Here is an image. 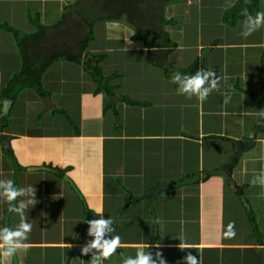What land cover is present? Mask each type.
I'll return each instance as SVG.
<instances>
[{"label":"crops","instance_id":"obj_1","mask_svg":"<svg viewBox=\"0 0 264 264\" xmlns=\"http://www.w3.org/2000/svg\"><path fill=\"white\" fill-rule=\"evenodd\" d=\"M76 3L77 0H0V134L10 139L11 148L25 167L18 174L19 188L36 191L35 205L24 210L32 230L24 241L30 247L17 253L19 264H66L71 249L76 248L70 264L80 247L93 239L87 235V221L99 219L97 209L114 224L116 215H120L117 235L121 245L115 255L122 264L128 257L126 250L141 247L146 253L150 247L155 248L154 259L157 251L179 250L173 258L163 255L167 264H181L188 251L200 264H263L259 249H264V186L254 185L252 180L264 178L260 176L264 172V117L259 115L264 110V26L245 38L243 30H238L246 18L236 27L221 20L236 0H209L207 4L206 0H179L164 10L165 18L174 23L163 30L176 47L167 55L170 68H162L154 64L143 41L125 32L124 26H112L113 33L105 37L104 28L94 31L93 27L103 26L104 22L99 21L89 27L93 36L89 46L97 37L100 50L104 47L102 53H93L105 55L101 63L103 75H117L110 82L119 85L115 95L95 93L96 84L82 66L58 62L42 78L51 107L47 108L31 90L23 91L17 99L3 97V90L22 68L16 36L7 31V26L33 34L38 29L34 20L49 28L46 44H52L49 36L53 31L59 34L60 27L55 25L64 13H70L69 19L77 16L78 12H73ZM197 3L199 7H195ZM261 8L264 12V0ZM205 9L217 11L216 21L207 18L206 26L211 23V27L205 28H217L219 32L208 37H202L201 26L185 22L195 10L202 16L191 23H202ZM69 19L59 26H66ZM62 28L72 31L69 38L75 42L83 35L79 28ZM67 31L60 37L65 38ZM74 33L79 36H72ZM207 47L211 50L201 64V51ZM187 54L190 57L184 59ZM128 59L154 68V83L137 86L143 77L139 71L127 73L129 67L138 69ZM195 60L198 70L213 71L220 77L218 90H213L203 104L195 96L189 99L181 95L176 85L175 91L156 86L162 79H172L170 70L187 68ZM161 72L162 78L158 79ZM170 90L179 95V104L175 111L171 104L166 114ZM225 94L230 97L227 104ZM126 97L133 103H126ZM59 110L71 117L78 134L57 113ZM8 114L9 124L2 130ZM247 140L254 145L235 157L236 142ZM4 148L0 141V180L14 181L15 168ZM228 165L233 183L224 175L208 176L210 171ZM32 167L48 170H28ZM58 171L73 182L84 201ZM197 172L207 177L159 193L153 201V211L147 199L130 203L160 183L177 182ZM236 186L241 187V193ZM29 198L18 197L17 205L18 200L27 202ZM142 201L147 203L146 209ZM8 209L9 203L0 196V228L5 227ZM252 220L257 223L259 237ZM20 222V215L13 212L9 227L15 230ZM230 222H234L236 232L231 239L224 236ZM180 243L191 249L181 250ZM29 252L39 254V260L28 262ZM130 254L135 255L132 251ZM90 260V253L83 255L79 264H89ZM13 261L11 257L5 264Z\"/></svg>","mask_w":264,"mask_h":264},{"label":"trees","instance_id":"obj_2","mask_svg":"<svg viewBox=\"0 0 264 264\" xmlns=\"http://www.w3.org/2000/svg\"><path fill=\"white\" fill-rule=\"evenodd\" d=\"M160 0H77L73 6L76 9L73 12H78L77 16L82 25L87 30V36L81 37L72 47L67 49H56L52 44H46L47 26H38L37 31L33 34L22 33L15 28L7 26V31L16 36L17 46L22 58V68L15 74L13 80L3 90V97L17 99L25 90L33 91L40 99L48 97L49 92L43 88L42 78L45 72L55 63L66 62L70 65L82 66L83 70L89 75L91 81L96 84L95 93H105L106 95H114L113 93L119 85H111L110 82L115 80L117 75L107 77L102 73L101 63L105 59V55L90 54L87 49L93 36L89 32V27L93 26L97 21H113L125 18L126 23L131 26L135 32L134 38L141 39L144 43V48L147 50L153 48H168L174 49L176 44L172 42L169 35L164 32V26L173 24L174 22L165 18L163 8L158 10L155 8ZM179 0L168 1L167 4H174ZM262 0H236L235 5L224 11L221 16L222 23L236 27L238 23L246 18L243 15V10L247 9L248 14L255 16L257 12H263L261 8ZM70 13H64L60 22L56 27L65 23ZM141 20L144 23H140ZM53 46V48H52ZM264 66V63H263ZM198 71V60L184 69H173L170 73L179 72L181 75H194ZM117 79V78H116ZM176 87L179 85L176 83ZM241 92L244 90L239 88ZM252 95L257 93L250 92ZM1 99V98H0ZM145 105V104H144ZM110 106H108L109 110ZM61 114L68 123L72 126L75 134H78L77 125L71 117L62 110L57 111ZM117 112L115 111L114 114ZM1 115V114H0ZM3 124L4 130L9 124V117ZM10 141V139H9ZM12 165L15 168L14 186L19 189L18 174L25 170L18 161L13 149H3ZM59 176H63V172L58 171ZM239 192L241 193V187ZM131 198H133L131 196ZM253 230L259 237V228L255 220H252ZM154 241V240H153ZM155 248H149L148 252H155Z\"/></svg>","mask_w":264,"mask_h":264},{"label":"clouds","instance_id":"obj_3","mask_svg":"<svg viewBox=\"0 0 264 264\" xmlns=\"http://www.w3.org/2000/svg\"><path fill=\"white\" fill-rule=\"evenodd\" d=\"M242 14L246 16L243 24L244 30L241 32V35L243 37L247 38L248 36L252 35L253 32L257 31L260 27L264 26V12H257L255 16H252L248 14L247 9H244ZM150 50L147 51L149 52ZM173 82L179 85L178 91L181 95L186 94L189 99L195 96L197 100L201 104H203V102L206 101L213 90H218L220 77H217L216 73L213 71H205L201 69L191 76H182L181 73L176 72L173 75ZM229 101L230 97L225 94L224 103L227 104ZM259 115L261 117H264V110H261ZM0 141L3 143L2 140ZM3 146L7 148L4 143ZM10 149L11 144L9 141L8 150ZM260 176L264 177V172H262ZM252 183L254 185L259 183L261 186H264V178H261L259 182L256 179H253ZM0 189H3L2 193H0V196L4 197L9 203V212L18 213L21 217V222L15 230L10 227L0 228V264H5V261H8L11 257L14 256V254H17L18 251L24 250L26 252L30 247V245L24 243V241L28 239V234L32 230V225L27 222L24 216V210L29 205H35L36 191L31 187L18 189L14 186V183L11 180H0ZM25 195H28L30 197L27 202H25L24 200H18V205H13L12 202L14 200H17L18 197ZM77 196L79 197V199L82 198L81 195V198L79 195ZM81 200L84 201L83 198ZM96 211L99 219H92L87 221V224L89 226L87 235L93 237V239L86 242L80 247L81 255L86 256L89 253H92L89 264H103V261L110 259L116 253L117 248L121 245L119 235H112V233L115 232L113 220L111 218H105L99 209H97ZM234 227V222H230L228 224L227 230L224 232L225 238L231 239L235 237L236 232L234 230ZM178 247L181 250L191 249L190 245L184 243H180ZM124 264H167V262L163 257L162 252L157 251L155 253L154 259L152 252L146 253L141 247L137 249L136 256L134 258H125ZM181 264H200V261L196 256L188 251L187 254L182 258Z\"/></svg>","mask_w":264,"mask_h":264},{"label":"rangeland","instance_id":"obj_4","mask_svg":"<svg viewBox=\"0 0 264 264\" xmlns=\"http://www.w3.org/2000/svg\"><path fill=\"white\" fill-rule=\"evenodd\" d=\"M168 1H173V0H160V1H158V3L156 4V6H155V8L158 10V8L161 10L162 8H163V10H165L166 9V7L167 6H169L170 4H167V2ZM208 1L209 0H206V4L208 3ZM211 1V0H210ZM175 4V3H174ZM228 4V1H226V2H224V6H226ZM200 6V4H195V7H199ZM209 6V5H208ZM224 6H221L220 8H223ZM181 7H182V5H181ZM195 9H197V8H195ZM206 10V9H205ZM164 15H165V12H164ZM207 15H208V17H207ZM199 16H202L200 13H198L197 11H193V13L192 14H190L189 16H186V18H185V22H187V23H189L188 24V26H194V27H196V26H201V29H203L204 31H203V35H202V37H208L210 34H212V33H215V32H219V31H216V29L217 28H213L211 31H208L205 27H211V23L209 24L210 26H206V20H207V18H210V19H214V16H217V11L216 10H214V9H212V10H206V15L202 18V23L201 22H199V24L197 23V22H194V23H191V22H193V20L196 18V17H199ZM68 19H69V17H68ZM67 20V19H66ZM215 20V19H214ZM137 21H139L140 23H144V21L142 22L141 20H137ZM216 21V20H215ZM102 22H104V23H102V25L103 26H95V27H93V30L94 31H97V32H99V29L100 28H104L105 29V34H104V36L103 37H105L106 35L108 36V33H110V34H112L113 33V31H112V26H120V28L122 27V26H124V31L126 32H128V33H133V35H134V30H133V28L131 27V26H129L127 23H126V21H125V18L123 17V18H121L120 20H113V21H108V20H105V21H102ZM97 23H101V22H99V21H97L96 22V24ZM124 24H126L127 26H125ZM187 26V27H188ZM60 28H59V30H58V32H59V34H57L55 31H53L51 34H54V36H51V34H50V38H49V40L51 39V42H52V45H54L55 46V48L58 50V49H60V48H62L63 50L64 49H67V48H69V47H72L76 42V39L74 40V39H70L69 37H70V34L72 33V31H67V30H64L62 27H65V28H69V30H72V29H75V28H79V29H81L82 31H83V35H82V37H84V36H87V30H86V28L84 27V26H82V22L79 20V18H78V16H72V18H70L69 19V23L66 25V26H59ZM241 30H244V28L243 27H240V29L238 30L239 32L241 31ZM63 31H67V32H65V38L64 37H60V34L63 32ZM68 34V35H67ZM72 36H79L78 34H73ZM73 38V37H72ZM119 38V37H118ZM211 38V37H210ZM78 39H81V38H78ZM68 41V43H66V41ZM127 41H126V39H125V41H124V43H126ZM194 42H197V40H195ZM50 44V43H49ZM101 44L99 43V39L97 38V37H95V40L92 42V44H91V47L90 48H88L87 49V51L90 53V54H94V53H98V52H103V49H104V47H102L101 48V50H100V48H99V46H100ZM92 47L94 48V49H92ZM94 52V53H93ZM126 54H129V52H126ZM95 55V54H94ZM147 55V54H146ZM190 57V55L189 54H187V55H185L184 56V59H188ZM130 64H134V65H136L137 67H138V69L135 71L133 68H130L129 67V69L127 70V73L128 74H131V73H135V72H140L141 73V75H142V79H143V81H140L139 82V84L137 85V86H143V87H146V86H150V85H152V83H154V80H156L155 79V77H154V75H155V70H153L154 68H152V67H150V68H148V65L146 66L143 62H141V61H139V60H137V59H128L127 60ZM153 66V65H152ZM163 72H164V70H163ZM162 72H161V77L160 76H158V79L159 78H162ZM173 73H171V74H169V77H172V79L171 80H169V81H164L163 79V81L162 80H160V82L159 83H157V85L156 86H158V87H162V88H165L166 90H169V89H173L174 91H175V89H177V88H174L175 87V84L176 83H174L173 82ZM171 85H172V87H171ZM175 94V95H174ZM167 98H168V102H167V104H166V114L168 113V110L170 109V107H171V104H172V108H173V110L175 111V108H176V106L179 104V95L177 94V93H175V92H173V91H169V96H166ZM44 100V99H43ZM173 116V115H172ZM172 130H174V128L172 129ZM160 184H164V183H160ZM142 206H145L144 207V209H146V207H147V203L145 202V201H142L141 203H140ZM129 212H131V211H128V213ZM116 216H118V215H116ZM148 217H149V213H148V215H147ZM161 225V224H160ZM132 251V253H135V255H136V252H137V249L135 248L134 250H132V249H130V250H126V254L128 255V257H132L131 256V254H130V252ZM164 251H162V253H163ZM179 252V250H175V252L174 251H165L164 253H163V255H165V256H168V257H176V256H178V253ZM49 253H52V252H49ZM53 254V253H52ZM91 255H92V253H90ZM135 255H133L134 257H135ZM29 256H30V258L28 259V262H33V263H35L36 262V260H39L38 259V257L40 256L39 254L38 255H36L35 253H30L29 252ZM82 257H83V255H81V253H80V251L77 253V254H75V256L72 258V260H71V262H70V264H79L80 263V261H81V259H82ZM133 257V258H134ZM164 257V256H163ZM104 261H107L108 262V264H122L123 262H121L122 260L118 257V256H116L115 254L110 258V259H107V260H104ZM167 261V260H166ZM174 264V263H173ZM179 264V263H178Z\"/></svg>","mask_w":264,"mask_h":264},{"label":"water","instance_id":"obj_5","mask_svg":"<svg viewBox=\"0 0 264 264\" xmlns=\"http://www.w3.org/2000/svg\"><path fill=\"white\" fill-rule=\"evenodd\" d=\"M210 50H211V48H209V47L202 49L201 54H200V63L201 64L203 63L204 58L210 52ZM168 53H169V50L168 49H164V48H162V49H160V48L152 49V50L149 51V54L155 60V64L160 66V67H163V68H170L169 64H168V61H167ZM113 99H116V98L113 97ZM43 102H44V104L46 105L47 108L51 107L50 98H48V97L45 98L43 100ZM125 102L126 103H133L127 97L125 98ZM112 105H114L113 101H112ZM214 137L221 139L220 137H217V136H214ZM0 140H2L3 143L5 144V146L9 149L8 138L6 136L0 134ZM236 143H237L238 147H237V150H236L235 155H234L235 157L239 156V154H240L242 149L250 148V147H252L254 145V142L252 140L237 141ZM230 167L231 166L228 165V166H225V167H223L221 169H218V170H212V171H210L208 173V176L224 175L230 183H233L232 182V177H231ZM28 170L36 171V170H48V169L45 168V167H32V168H28ZM206 177H207V175L202 176V178H206ZM63 180L66 181L70 185V187L73 188L74 192L77 195L80 196V194L78 193L75 185L73 184V182L66 175L63 176ZM200 180H201V174L197 172V173H194L191 176L184 177L182 180L177 181V182H170V183H167V184H159L157 187H155V189L150 190L149 192H147L146 194H144L140 198L131 200L130 203L141 201L142 199H147V200H149L150 208L152 210L153 201H154L155 197L159 193L165 192V191L170 190V189H176V188H179V187H182V186H186V185H192V184L200 182ZM80 198H81V196H80ZM12 203H13L14 206L17 205V200H14ZM12 213L13 212H9V209L7 210L6 215H5V219H4L5 227H9L10 226V217H11ZM119 218H120V215H118L116 220H115V224H114L115 234L114 235H117V224H118V219ZM154 231L155 232L157 231L156 224L154 226ZM75 251H76V248H72L71 249L69 257H68V259L66 261V264H69V260L71 259L72 255L74 254ZM259 252H260V254L262 256V260H263V264H264V249L263 248L259 249ZM12 258L14 260L13 264H19V260H18L17 254H14V256Z\"/></svg>","mask_w":264,"mask_h":264},{"label":"flooded vegetation","instance_id":"obj_6","mask_svg":"<svg viewBox=\"0 0 264 264\" xmlns=\"http://www.w3.org/2000/svg\"><path fill=\"white\" fill-rule=\"evenodd\" d=\"M9 85V84H8Z\"/></svg>","mask_w":264,"mask_h":264}]
</instances>
